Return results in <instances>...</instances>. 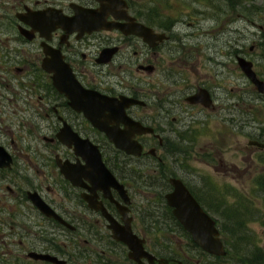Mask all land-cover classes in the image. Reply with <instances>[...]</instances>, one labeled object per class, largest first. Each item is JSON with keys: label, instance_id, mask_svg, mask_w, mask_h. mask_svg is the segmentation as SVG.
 I'll return each mask as SVG.
<instances>
[{"label": "flooded vegetation", "instance_id": "1", "mask_svg": "<svg viewBox=\"0 0 264 264\" xmlns=\"http://www.w3.org/2000/svg\"><path fill=\"white\" fill-rule=\"evenodd\" d=\"M216 1L226 21L240 15L241 0L204 3ZM77 15L107 26L66 24ZM198 21L156 13V0H0V145L12 159L0 166V264H225L230 253L202 249L167 199L181 179L218 226L222 194L179 172L198 115L233 108L223 82L199 75L204 46H177L180 26ZM156 33L167 38L156 44ZM180 61L195 80L176 75ZM54 70L81 103L55 86ZM108 129L131 139L129 151Z\"/></svg>", "mask_w": 264, "mask_h": 264}, {"label": "rangeland", "instance_id": "2", "mask_svg": "<svg viewBox=\"0 0 264 264\" xmlns=\"http://www.w3.org/2000/svg\"><path fill=\"white\" fill-rule=\"evenodd\" d=\"M204 1L207 0H156V13L183 20L196 21L199 18L196 27L180 26L183 32L177 38L182 39L183 44H172H177L180 49L184 46H204L205 56L201 57L199 75L209 83L223 82V96L234 108L228 111L225 107L222 115L219 112L198 115L203 121L193 122L195 146L191 150L192 157L187 161L186 168H181L179 172L193 181L194 186L203 185L209 194L214 191V197L221 198L222 194L221 210L212 211V214L218 221L226 245L229 241L232 246V252L224 262L236 264L234 255L238 243L229 230L234 228V216L229 212L235 211L239 200L258 212L257 216L252 214V218L249 212L239 214L244 220L251 218L245 222L247 226L243 229L250 238L246 245L249 249L256 245L264 250V185H259V181L264 180V147L249 144L250 139L258 137L264 143V94L254 90L236 57L239 55L252 60L255 70L264 79V34L260 29L261 25L264 26V0H241L238 8L240 15H235L234 21L230 22L226 21V14L221 16L219 2L209 4ZM190 32H195L192 37L185 36ZM174 69L176 75L184 74L193 80L197 78L181 61L175 64ZM240 251L237 253H242L244 258H238L236 262L246 264L245 251L243 248Z\"/></svg>", "mask_w": 264, "mask_h": 264}, {"label": "water", "instance_id": "3", "mask_svg": "<svg viewBox=\"0 0 264 264\" xmlns=\"http://www.w3.org/2000/svg\"><path fill=\"white\" fill-rule=\"evenodd\" d=\"M105 21L106 20L104 19H93L87 15H77L76 17L72 18L66 17V24L75 23V29L89 30L103 28L107 26V23ZM145 36L146 39L149 40L154 37L149 36L148 38V35ZM155 37L156 44L158 43L157 41H163L167 38L165 34L158 33H156ZM237 61L242 72L254 85V90L260 94H264V79H262L255 70L254 62L244 56H238ZM52 70L53 69L49 68L50 72H52ZM54 71L55 72L53 78L55 86L61 91H65L69 95V97L74 101V103H81L82 98L71 94L73 92L71 90H68L66 88L67 86L64 84L67 82L61 81L60 75L58 74L57 70ZM202 94V92H198V94L195 97H192L191 99L193 100L194 98H196L197 101H199L200 99H203ZM94 100L99 101L97 97H94ZM205 103H207V101ZM140 126L141 128H144V130H138L139 132L148 131L147 129H149L144 127L142 124ZM107 133L119 148L129 151L131 147L127 146V143H130L131 139H125L121 132H117L114 129H108ZM249 144H257V146L264 147V143L258 141H249ZM136 149L138 153L142 152V148L140 145L136 146ZM97 159L100 162L101 167L105 170V174L107 176V179L109 180L108 182L116 186L117 188H120V186H118L117 184L114 175H112V173L104 165L99 151L97 153ZM11 162V155L3 146L0 145V166L10 165ZM172 182L174 184L175 190L167 195V199L169 205L174 208L173 214L175 215V217L179 220L183 227L193 236L194 241L202 249L214 255H226L227 250L224 241L221 238L220 229L216 225V220L201 207V205L198 203L196 198L192 195V193L189 191V189L186 187V185L181 179L174 178L172 179ZM34 202L42 208L45 207L44 209H46L47 207V204L41 199L36 198L34 199Z\"/></svg>", "mask_w": 264, "mask_h": 264}, {"label": "trees", "instance_id": "4", "mask_svg": "<svg viewBox=\"0 0 264 264\" xmlns=\"http://www.w3.org/2000/svg\"><path fill=\"white\" fill-rule=\"evenodd\" d=\"M259 185H264V180L259 181ZM252 204L253 203H251V205ZM240 205L243 207L239 208L238 205H235V211L232 210L231 212H229V215L234 216V228H232V229L229 228V230L232 233V235L236 236V239L234 241L238 243V249L235 253L241 252L240 249L243 248V250L245 251V254H247V255L253 254L257 257V259H260L259 261H264L263 249H261L260 247H258L256 245L254 248H250V249L247 247L246 243L248 242L247 240H249L250 238H248V236L244 233V230H243L244 226L245 225L247 226V224L245 222H248L252 218V214H254V215L256 214V216H257L258 212H255L252 208L247 206L246 202L245 203L242 202ZM248 212L251 214V216H250L251 218L248 217L246 220H244L239 216V214H247ZM232 213H233V215H232ZM225 245H226V242H225ZM226 247H227L228 253L232 252V246H231L229 241L227 242ZM247 260H248L247 264L252 263L250 256H247Z\"/></svg>", "mask_w": 264, "mask_h": 264}]
</instances>
